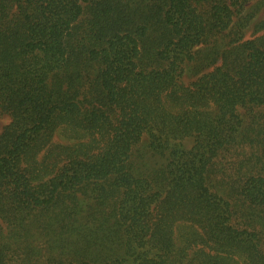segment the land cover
I'll list each match as a JSON object with an SVG mask.
<instances>
[{
    "label": "trees",
    "instance_id": "16d2710c",
    "mask_svg": "<svg viewBox=\"0 0 264 264\" xmlns=\"http://www.w3.org/2000/svg\"><path fill=\"white\" fill-rule=\"evenodd\" d=\"M263 8L0 0V113L12 119L0 219L12 235L77 237L44 264H264ZM63 126L88 140L52 141ZM21 249L0 226V264Z\"/></svg>",
    "mask_w": 264,
    "mask_h": 264
},
{
    "label": "rangeland",
    "instance_id": "374dc122",
    "mask_svg": "<svg viewBox=\"0 0 264 264\" xmlns=\"http://www.w3.org/2000/svg\"><path fill=\"white\" fill-rule=\"evenodd\" d=\"M257 19L258 21L262 19L264 20V8L258 14ZM251 34L252 29L248 30L246 38L252 37ZM241 110L245 122L248 123L251 118L249 110ZM11 120L12 119L10 115L0 113V133L3 131L5 126H7L11 122ZM87 140L88 138L82 132L73 131L72 128L68 126L59 127L52 138V141L59 142L60 144ZM0 226H2V231L6 240L11 243V249L14 250L15 248H17V246L22 247V249L20 250V254L23 255V258L21 256V258L17 259V264H44L48 256L64 257V254H66V256H70V252L73 253L75 250L73 246L74 241L77 240V237L70 233H62V231L52 232L51 230H47L45 228L39 229L37 225H34L38 229L33 226L31 227V232L29 234L28 230L26 233L22 232V235L20 233H16L15 236L12 235L11 231V229L13 230L15 227L11 228L6 222H3L1 219ZM80 246L82 245L77 246V249H79ZM23 247L29 248L30 252L27 251L29 257L26 256L27 254L26 251L23 250ZM83 250H87V248L83 246L81 248V251ZM91 250L95 251L96 247L94 245H91L88 251ZM39 252L41 253V255H39Z\"/></svg>",
    "mask_w": 264,
    "mask_h": 264
}]
</instances>
